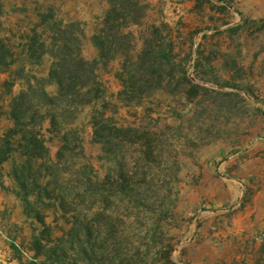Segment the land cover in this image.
Segmentation results:
<instances>
[{
	"label": "rangeland",
	"instance_id": "1",
	"mask_svg": "<svg viewBox=\"0 0 264 264\" xmlns=\"http://www.w3.org/2000/svg\"><path fill=\"white\" fill-rule=\"evenodd\" d=\"M113 2L139 21L103 59L94 36ZM51 16L72 51L95 61L109 125L123 131L104 144L90 107H79L60 152L63 142L43 118L45 99L35 95L39 112L24 122L46 147L32 173L47 193L27 207L13 158L0 164V264H50V252L37 256L38 235L60 244L59 264H264V229L243 238L237 231L238 215L264 186V0H0V37L14 60L0 63V141L14 127V96L32 85L37 94L56 89L47 81L51 55L38 46L37 61L24 51ZM152 31L167 59L148 60L160 72L136 99L123 83ZM239 166H252L241 181Z\"/></svg>",
	"mask_w": 264,
	"mask_h": 264
},
{
	"label": "trees",
	"instance_id": "2",
	"mask_svg": "<svg viewBox=\"0 0 264 264\" xmlns=\"http://www.w3.org/2000/svg\"><path fill=\"white\" fill-rule=\"evenodd\" d=\"M127 8L128 6L125 4L113 2L104 19V28L101 30V34L94 36L103 59L109 57L112 49L125 44L124 41L128 35L124 33V29L129 24L139 21L138 17L132 16V12L126 10ZM53 19L54 16L48 19L41 32H38L37 29L34 30L35 36L29 40L24 51L28 58H34L37 61L41 59V54H37L38 46L44 49L42 56L51 55L53 60L47 81L48 85L55 84L56 89L51 93L45 88V85L40 86V91H38L40 93L37 94L35 92L36 86L32 85L29 89L14 96L10 103V116L14 121V127L0 141V164L13 158L12 172L27 207H31L34 202L40 199L39 193L43 194V191L47 193V183L32 173L35 170L36 161L46 152V147L42 135L34 128L28 130L27 126L29 127V125L24 122L29 118L32 111L39 112V106L35 102L38 99L36 96L39 97L40 95L45 99L42 105H46L47 110L43 113V118L50 120V131L61 138L63 144L60 152L69 146L70 131L66 122L71 119V114L73 115L77 109L90 107L95 137L100 138L104 144L109 143L108 135L110 132L117 131L116 133L121 136L123 131L122 127L109 125L108 104L95 72V61L86 59L80 52H73L71 38L67 36L68 31L59 32ZM155 34L156 32L152 31L151 37L145 38L144 47L138 56L141 65L135 64L136 67L132 71L136 73L129 74L130 84L126 88V84H124L126 81L123 83L124 89H126L125 93L129 94L130 97L134 96L136 99L142 97L148 90L146 86L160 72L159 66L145 65L148 60L167 59V52L164 48L157 46L159 47L157 49L154 44L153 37ZM5 40L7 38L0 37V63L10 65L14 60L7 61L10 53L7 51ZM142 70L143 72H140ZM31 91L32 93H30ZM30 185L32 186L31 189L29 188ZM32 196L34 200L31 199ZM36 217L45 227L47 226L45 217L40 211H37ZM43 236L38 235L35 238L37 256L43 255V251L50 252V264H59L55 262L54 257L60 259V244L51 246L44 241ZM79 248V252L84 256L90 253L86 246L79 245ZM18 251L22 254L24 250L18 249ZM86 257L85 261H88V256ZM20 264L23 263L20 262ZM31 264H46V261L43 259L39 262L36 259L32 260Z\"/></svg>",
	"mask_w": 264,
	"mask_h": 264
},
{
	"label": "crops",
	"instance_id": "3",
	"mask_svg": "<svg viewBox=\"0 0 264 264\" xmlns=\"http://www.w3.org/2000/svg\"><path fill=\"white\" fill-rule=\"evenodd\" d=\"M251 171L252 166H250V168L239 166L233 171V173L235 175V178L241 181L245 178H248L247 176L250 175ZM237 223V231L241 233V238H243V236L247 237L250 234L258 233L264 229V186L254 196L252 206L247 208L245 212H241L238 215ZM2 245V240L0 238V256H2ZM241 249V258L244 259L246 254L243 252V250L245 249V244L243 242L241 244ZM9 260L10 264L15 261V259ZM247 261H249V264H254V260L252 259H248ZM261 262H264V260H261Z\"/></svg>",
	"mask_w": 264,
	"mask_h": 264
}]
</instances>
